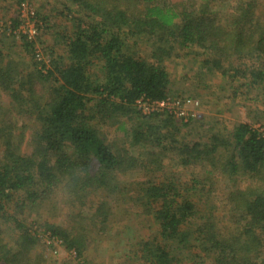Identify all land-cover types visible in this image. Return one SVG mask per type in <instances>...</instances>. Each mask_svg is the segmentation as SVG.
<instances>
[{
    "label": "trees",
    "instance_id": "obj_1",
    "mask_svg": "<svg viewBox=\"0 0 264 264\" xmlns=\"http://www.w3.org/2000/svg\"><path fill=\"white\" fill-rule=\"evenodd\" d=\"M25 1L0 25V264H44L40 244L85 260L114 207L129 203L156 225L137 236L133 264H264V125L191 142L182 129L194 118L178 127L135 108L170 97L164 63L187 53L197 76L226 80L234 97L240 80L264 89V0H62L71 26L55 32L50 55L42 22L33 17V36L20 31ZM22 113L37 123L27 152ZM166 157L199 173L183 181ZM134 174L144 179L121 185Z\"/></svg>",
    "mask_w": 264,
    "mask_h": 264
},
{
    "label": "rangeland",
    "instance_id": "obj_2",
    "mask_svg": "<svg viewBox=\"0 0 264 264\" xmlns=\"http://www.w3.org/2000/svg\"><path fill=\"white\" fill-rule=\"evenodd\" d=\"M180 1L181 0H170L171 3ZM24 4H26V6L22 11L20 10V12L22 14V20L24 17L26 19H24L25 23L21 29L25 33L30 32L35 35V32L38 31V27L36 23L34 24L27 19V17H31L33 14V17L42 22L43 46L47 49L46 54H49L51 50L49 47H51L55 41V32H62L64 29L69 30L71 26L68 17L61 14V12H65L62 0H26ZM37 13H39V18ZM42 15L47 16L48 19L45 21L40 19ZM15 16H17L15 0H0V25L2 28H7L10 24V19ZM17 32L18 31H16V33ZM5 35L9 37L11 34L7 31ZM6 42H9L8 38ZM5 46L8 47L7 44H5ZM137 47L140 52V48H144V45L141 42ZM13 49L20 53L19 49L21 50V48L17 47ZM55 50V55H59L63 51V46L60 45L58 48L56 46ZM7 52H9L8 49ZM197 60L198 58L192 53H187L181 56L177 62L166 61L164 63L166 64L171 83L170 97L180 102L185 101L192 105L195 103L197 104L195 107H189V112L193 114L192 118H194V120L189 122L187 127H183L182 129L183 134L185 133V140L191 142L201 140L204 142L213 136L225 137L238 123L244 122L249 123L252 128L262 130L264 125V89L257 88L256 90H249L245 84L241 85L245 81L240 80L239 83H235L234 85L239 88L236 97H234L232 90L228 89V86L225 85L228 83L226 80L224 81L220 77L210 75L209 73H203L197 76L196 71L199 65ZM3 102H7V98H5ZM135 108L137 111H140V115L150 113H147L148 109L146 111V105L141 104L139 107L137 106ZM157 114L159 115L160 113ZM161 114L173 118L178 127L181 126L183 121L187 122L174 114ZM16 117L17 128H20L19 132H21L23 136L21 145L22 151L27 152L29 148V136L37 127V123L33 117L28 114L22 113ZM113 129V127L112 129L105 128L104 131L106 134L110 131L111 136H108L111 138L113 136L111 141L118 142V145L121 146V135L120 133H111V131L114 132ZM107 139L109 140V138ZM170 157H173V155H170ZM171 161L172 160L168 157L165 158L164 167L166 172H170L172 169L174 174L182 178L183 181L189 180L193 173H199L197 167H177L176 163H171ZM202 173L203 170L201 169L200 174ZM142 179H144V177L141 175L134 174L129 178L123 176L120 179V183L123 186L125 183L122 182H126L129 187V184L133 183L135 180L140 181ZM239 181H242V186L248 182V179L242 176ZM220 187L223 188V185H220ZM126 194L125 192V195ZM220 194L222 195L224 193ZM116 204L117 203L114 205ZM132 206L133 205L129 203L123 205L120 209L117 206L114 207V216L111 223L108 224L105 233L98 235L96 242L90 244L85 260L76 259L73 251L66 250L63 245L55 244L52 247H48L40 244L39 252L43 255V259L45 260L44 264H133L129 257L131 258L133 256V254H131L132 251L138 249L135 244V241L138 240L137 236H145V234L149 233L153 234L156 225L150 217L145 216L138 208L136 210L134 209L135 207ZM219 209L221 211L223 209L221 203H219ZM65 213L66 211H63V214H61V220L67 219V215H64ZM220 215L222 217L221 213ZM126 226L128 229L123 230ZM119 236L121 237L119 238Z\"/></svg>",
    "mask_w": 264,
    "mask_h": 264
},
{
    "label": "built area",
    "instance_id": "obj_3",
    "mask_svg": "<svg viewBox=\"0 0 264 264\" xmlns=\"http://www.w3.org/2000/svg\"><path fill=\"white\" fill-rule=\"evenodd\" d=\"M26 4H22V9L21 11L25 8ZM22 15V14H21ZM26 19L25 17L23 18L22 20V25L21 27L23 26V24L25 23V20ZM28 20H30L31 22H33L34 24L36 23V21L33 19V14L31 15V17H27ZM20 31L23 32V30L20 28ZM25 33V32H23ZM27 34L33 36L34 34L30 33V32H27ZM36 34V32H35ZM193 103V102H192ZM141 104L143 105H146L147 108H146V111L147 113L150 112V113H166V114H174L178 117H180L181 119H184L185 121H189V119H191L193 117V114H191L189 112V107H195L197 106V104H189L188 102H180V101H177V100H174L172 97H168L166 100H163V101H153V102H150L148 101L147 99H138L136 101V104H135V107H139ZM148 113V114H150ZM146 114V113H144Z\"/></svg>",
    "mask_w": 264,
    "mask_h": 264
}]
</instances>
